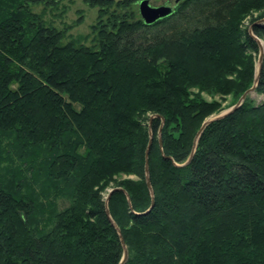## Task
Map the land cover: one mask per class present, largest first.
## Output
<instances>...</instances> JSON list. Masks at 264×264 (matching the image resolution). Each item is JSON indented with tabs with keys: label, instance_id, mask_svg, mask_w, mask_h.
Instances as JSON below:
<instances>
[{
	"label": "trees",
	"instance_id": "1",
	"mask_svg": "<svg viewBox=\"0 0 264 264\" xmlns=\"http://www.w3.org/2000/svg\"><path fill=\"white\" fill-rule=\"evenodd\" d=\"M138 1L87 0L99 20L73 36L46 17L56 0H0V264H120L103 193L121 173L139 178L118 184L131 204L108 202L124 264H264V100L209 123L186 164L220 110L191 89L253 86L264 0H183L153 24ZM38 172L68 202L43 224L49 189L25 184Z\"/></svg>",
	"mask_w": 264,
	"mask_h": 264
},
{
	"label": "rangeland",
	"instance_id": "2",
	"mask_svg": "<svg viewBox=\"0 0 264 264\" xmlns=\"http://www.w3.org/2000/svg\"><path fill=\"white\" fill-rule=\"evenodd\" d=\"M56 1L59 2L58 9L55 7H52V9L48 8L47 10L46 17L49 20L52 19V22L60 28L65 27L67 25H72V27L68 30V34H72L73 36H78L80 34L88 35L92 33V26L96 24L99 20V7L98 6H91L89 2H87V0H56ZM182 1L183 0H180L178 3H176V0H150V4L153 6H160V5L165 4V5H170L174 7V9H177V7ZM64 6L66 7L65 11H62ZM43 8H44L43 5H35L33 7V9L37 12H41ZM134 8L136 9L138 16L141 17L139 13L138 3H134ZM258 14H259L258 12H255L254 16ZM244 24L248 26L249 28L251 27L250 17H247L245 19ZM91 39H92V36L89 38L88 43L90 42ZM259 57H260V54L256 56V74H257V66H258ZM255 80H256V75H255ZM254 84H255V81H254ZM191 91L192 93L199 95L208 101H216L220 103V110L217 113L213 114L212 116L219 115V114L226 112L227 110L232 108L234 105H236L242 96L241 95L239 97H236L231 94L222 95L219 93H212L207 90L204 91L199 88H192ZM250 96L252 97V99L256 101V103H259L264 100L263 94H257L254 92L250 94ZM12 157L13 158L11 161L5 160L2 167L17 166L18 159H16L14 155ZM33 176L34 177L31 180L30 179L26 180L25 178L22 177V179L26 180L25 184H27L28 187L30 186L31 188L35 190H40V188H42V186L44 185L47 189H49L48 191L45 192L48 195L47 197H44L40 193L41 196H40L39 202L42 201L41 203L47 206L46 207L47 209H44L45 211L44 215L43 216L40 215V220H41V223L43 224L45 219L49 216V209H52V200L55 201L58 208L64 207L65 205H67L68 202L64 200L65 198L61 196L55 197L52 195V190L48 187V185H45L46 181L44 180V176L43 174H41V172H38L37 174H34ZM128 179H132L134 181L139 180V178L134 174H124V173L118 174L115 177L116 182L111 183L104 191L103 194L105 198L107 197L111 189L121 187V186H118L120 181L128 180ZM24 190H26L25 187H24Z\"/></svg>",
	"mask_w": 264,
	"mask_h": 264
},
{
	"label": "water",
	"instance_id": "3",
	"mask_svg": "<svg viewBox=\"0 0 264 264\" xmlns=\"http://www.w3.org/2000/svg\"><path fill=\"white\" fill-rule=\"evenodd\" d=\"M179 1L180 0H176V3H178ZM138 5H139V13L141 15V18L143 19V21L146 24H153V23H155L156 21H158L160 19L166 18V17L172 15L174 10H175L174 7H172L170 5H165V4L164 5H160V6H153V5L150 4V0H139L138 1ZM261 22H264V19H262ZM255 38L257 39V41H258V43L260 45V57L258 59V66H257V74H256L255 84L251 88H249L247 91L244 92V94L241 96V98L238 101V103L236 105H234L232 108H230L229 110H227L226 112H224L222 114L212 116V117L208 118L206 121H204V123L202 124V126L200 127V129L198 130V132H197V134L195 136L192 153H191L188 161L186 162V164L191 161V159H192V157H193V155L195 153L198 141H199L204 129L206 128V126L209 123H211L212 121L217 120V119L222 118V117H225L228 114H230L233 111H235L244 102V100L247 98L248 95H250V94H252V93H254L256 91V87H257V84H258V79H259V76H260V72H261L262 64H263V59H264V41H262L260 38H258L256 36H255ZM155 116H159V115H154V116H152L150 118V122H149V127L150 128L152 127V121H153ZM162 119H163V124H164L165 119L163 117H162ZM161 130H162V127L160 129V132H161ZM152 134L153 133L151 132L150 133V137H151L150 143H149L147 151H146L145 175H146L147 186L151 190V192L153 193V187H152L151 177H150V166H149V153H150L152 139H153V137H152L153 135ZM160 146L162 147V139L161 138H160ZM165 157L170 158L168 156H165ZM118 190L125 191V189H123L121 187H117V188L111 189L109 194L107 195V197H106V212H107L111 222L115 225V227L118 230L120 241H121L122 246L124 248V254H123V257H122V260H121L120 264H124L125 261L128 259L129 251H128L126 242L124 240V237H123V235H122V233L120 231V228L116 225L115 221L113 220V218H112V216L110 214V210L108 208V201H109L112 193L114 191H118ZM154 204H155V201H154V198H152V203H151V206L149 207L148 211L152 209Z\"/></svg>",
	"mask_w": 264,
	"mask_h": 264
},
{
	"label": "bare ground",
	"instance_id": "4",
	"mask_svg": "<svg viewBox=\"0 0 264 264\" xmlns=\"http://www.w3.org/2000/svg\"><path fill=\"white\" fill-rule=\"evenodd\" d=\"M244 101H245V100H244ZM243 103H244V102H243ZM243 103H242V104H243ZM242 104H241V105H242ZM241 105H240V106H241ZM240 106H239V107H240ZM239 107H238V108H239ZM211 116H212V115H211ZM211 116H210V117H211ZM214 116H215V115H214ZM210 117H208V118H210ZM208 118H207V119H208ZM207 119H206V120H207ZM206 120H205V121H206ZM162 121H163V119H162ZM162 123H163V122H162ZM151 132H152V129H150V133H151ZM150 139H151V137H150ZM161 149H162V151H163V147H161ZM163 154H164V153H163ZM164 155H165V154H164ZM165 156H166V155H165ZM166 158H167V157H166ZM152 187H153V186H152ZM149 190H150V189H149ZM124 192L126 193L127 198H128V201H129V203L131 204V198H130V195L128 194L127 191H124ZM150 192H151V190H150ZM152 194H153V195H152ZM151 195H152V198H154V189H153V193L151 192ZM108 202H109V201H108ZM108 208H109V207H108ZM120 231H121V230H120Z\"/></svg>",
	"mask_w": 264,
	"mask_h": 264
}]
</instances>
